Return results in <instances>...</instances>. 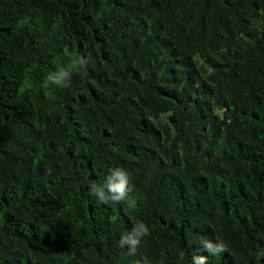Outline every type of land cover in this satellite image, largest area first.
I'll use <instances>...</instances> for the list:
<instances>
[{
	"label": "trees",
	"instance_id": "obj_1",
	"mask_svg": "<svg viewBox=\"0 0 264 264\" xmlns=\"http://www.w3.org/2000/svg\"><path fill=\"white\" fill-rule=\"evenodd\" d=\"M113 167L134 208L91 195ZM204 240L264 264V0H0V264H192Z\"/></svg>",
	"mask_w": 264,
	"mask_h": 264
},
{
	"label": "clouds",
	"instance_id": "obj_2",
	"mask_svg": "<svg viewBox=\"0 0 264 264\" xmlns=\"http://www.w3.org/2000/svg\"><path fill=\"white\" fill-rule=\"evenodd\" d=\"M66 55L67 66L64 67L57 63L55 70L49 71L40 85L45 90V96L50 100L56 98L50 89H65L70 87L72 72L86 69L89 63V60L79 53L70 52ZM132 192L133 187L131 185L130 173L121 167L110 168L102 183H92L90 185L91 195L103 205L125 204L130 208H134L136 206V199L131 195ZM150 235L149 225L143 221H138L133 224L131 231L120 237L118 246L121 249H127L126 256L135 257L140 250L142 241ZM202 250L207 255H193L192 264H208V257H215L224 253L226 245L222 241L204 240ZM184 256L185 253L181 252L178 260L182 261ZM145 264H147L146 260Z\"/></svg>",
	"mask_w": 264,
	"mask_h": 264
}]
</instances>
